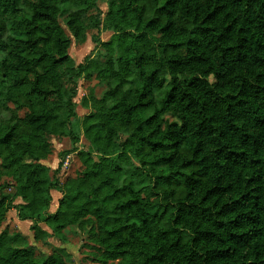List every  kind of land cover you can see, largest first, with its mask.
I'll list each match as a JSON object with an SVG mask.
<instances>
[{
	"label": "trees",
	"instance_id": "trees-1",
	"mask_svg": "<svg viewBox=\"0 0 264 264\" xmlns=\"http://www.w3.org/2000/svg\"><path fill=\"white\" fill-rule=\"evenodd\" d=\"M55 136L72 148L52 168ZM72 152L84 169L62 181ZM13 209L37 242L89 227L100 264H264V0H0V264H73L2 228Z\"/></svg>",
	"mask_w": 264,
	"mask_h": 264
},
{
	"label": "rangeland",
	"instance_id": "rangeland-1",
	"mask_svg": "<svg viewBox=\"0 0 264 264\" xmlns=\"http://www.w3.org/2000/svg\"><path fill=\"white\" fill-rule=\"evenodd\" d=\"M104 14L108 9L107 3H101L100 4ZM72 11V8L70 7H64L60 21L62 26L66 28V21L68 14ZM67 29V28H66ZM92 33L97 34V36L101 40H108L110 36L112 35V31L101 27V29L95 30ZM95 45L96 43L93 42L91 33L87 35V40L84 44L78 45L75 43V40L73 39L72 46L70 48V55L74 58L76 63H80L83 61L84 57L88 55L90 52L94 53L95 51ZM99 52H104L103 48L99 47ZM102 57V56H101ZM107 89L106 83H100L97 79H91V80H84L80 79L78 82V88H77V96L75 97V101L77 102V113L80 117H83L85 114L89 113L91 111V108H86L82 104V98L84 96H89L91 90L93 91L94 95L96 97H101L105 90ZM26 112V109H22L19 111V115L23 116ZM52 143L54 145V151L49 157L44 160L47 165L51 166L52 168H57L59 162L61 161L59 158V153L63 150H68L72 148L71 140L68 137H53ZM79 148L81 149H89L90 148V142L88 139H86L84 136L81 137V141L78 144ZM64 159V160H63ZM63 166L61 168V171L58 174V177L60 180L64 181L68 178L75 177L80 171L84 169V166L82 165V162L80 161V158L76 152H72L71 154L67 155L65 158H63ZM134 163L136 165H140L137 161L134 160ZM130 164L125 165V167H129ZM147 173V172H146ZM153 180L150 176H146L143 180L140 181L139 185L136 187L137 190H141L144 194H149L152 185ZM53 196V202L50 208L51 212H54L58 205V199L61 197L60 193L52 192ZM155 197H153L154 199ZM30 222L29 221H20L16 213L13 211L9 217H7V221L3 224L2 228H4L6 225L13 228V230L16 228L23 234L28 236L29 242L35 246L37 254H50L55 250L56 247H62L65 248L67 252H69L74 262L73 264H100L98 262L93 261H87L85 258L88 256L89 251L88 249H85V245L90 242V234H89V227L85 226H73L70 228L66 235L68 237L67 242H63L60 238L57 236H51L47 241H40L37 242L34 240L33 233L30 231ZM43 228L47 229L51 232V229L46 226L45 224H41ZM1 228V229H2ZM85 249V250H84Z\"/></svg>",
	"mask_w": 264,
	"mask_h": 264
},
{
	"label": "crops",
	"instance_id": "crops-1",
	"mask_svg": "<svg viewBox=\"0 0 264 264\" xmlns=\"http://www.w3.org/2000/svg\"><path fill=\"white\" fill-rule=\"evenodd\" d=\"M52 192H57V193H59V192L56 191V190H54V191H52ZM13 211L16 213V210H14V209H13V210H10V211L8 212L7 217H9V215H11V213H12ZM16 216H17V213H16ZM17 218H18V217H17ZM20 221H21V220H20ZM23 222H25V221H23ZM29 222H30V221H29ZM30 223H31V222H30Z\"/></svg>",
	"mask_w": 264,
	"mask_h": 264
}]
</instances>
